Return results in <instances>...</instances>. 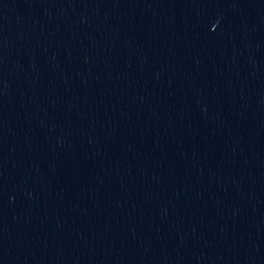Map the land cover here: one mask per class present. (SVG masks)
Listing matches in <instances>:
<instances>
[{"label": "water", "instance_id": "water-1", "mask_svg": "<svg viewBox=\"0 0 264 264\" xmlns=\"http://www.w3.org/2000/svg\"><path fill=\"white\" fill-rule=\"evenodd\" d=\"M0 264H264V0H0Z\"/></svg>", "mask_w": 264, "mask_h": 264}]
</instances>
